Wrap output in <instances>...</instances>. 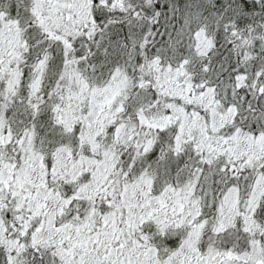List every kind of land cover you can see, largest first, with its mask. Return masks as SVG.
Instances as JSON below:
<instances>
[{"label":"snow or ice","instance_id":"obj_1","mask_svg":"<svg viewBox=\"0 0 264 264\" xmlns=\"http://www.w3.org/2000/svg\"><path fill=\"white\" fill-rule=\"evenodd\" d=\"M0 264H264V0H0Z\"/></svg>","mask_w":264,"mask_h":264}]
</instances>
